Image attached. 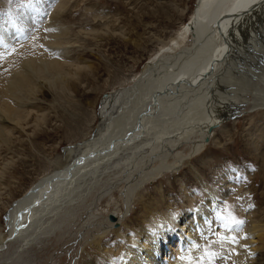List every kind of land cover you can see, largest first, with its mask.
Returning a JSON list of instances; mask_svg holds the SVG:
<instances>
[{
	"label": "rangeland",
	"instance_id": "rangeland-1",
	"mask_svg": "<svg viewBox=\"0 0 264 264\" xmlns=\"http://www.w3.org/2000/svg\"><path fill=\"white\" fill-rule=\"evenodd\" d=\"M196 1L0 0L2 235L9 229V207L40 177L54 171L59 165L54 162L77 157L108 125L110 132H117L134 108H150L151 97L161 89L160 77L166 74L162 70L167 69L147 61L179 27L190 25L188 19ZM255 12L224 28L229 70L247 82L255 81L264 66V14L257 16ZM189 32L184 35L186 47L195 38ZM35 42L64 63L62 77L54 78L47 72L32 74L29 79L33 87L16 90L9 80L14 71L25 69L24 54L37 55ZM15 47L20 48L18 55L15 51L11 54ZM221 74L212 79L199 104L203 124L192 122L193 126L185 124L183 129L170 132L163 129L155 133L157 137L142 135L139 139H145L137 147L124 145L93 165L92 172L70 187L67 201L44 215L39 222L43 228L25 244L22 238L15 240V235L4 242L0 263L85 264L89 260L90 264H106L95 250L99 245L113 248L118 242L122 252L144 226L151 230L154 218L157 227L166 216L181 225V213H193L208 203L211 229L214 233L217 230V238L224 235L223 218L244 221L232 226L231 235L237 239L231 245L241 241L244 251L250 247L244 242L250 225L262 224L261 243L253 244L259 247L245 252L242 258L245 264L264 259V109L249 110L245 95L234 93L233 87L224 90ZM9 88L17 93L10 95ZM191 99L181 103L169 100L179 105L173 109L178 112H172V121L181 118L187 105L193 103ZM227 107L236 112H228ZM214 115L222 122L208 135L202 125H212L209 118ZM170 124L166 129L175 123ZM210 192L215 199L205 203ZM112 210L121 212L113 220L109 215ZM127 225L132 231L127 232ZM159 258H154L156 264H161Z\"/></svg>",
	"mask_w": 264,
	"mask_h": 264
},
{
	"label": "bare ground",
	"instance_id": "bare-ground-1",
	"mask_svg": "<svg viewBox=\"0 0 264 264\" xmlns=\"http://www.w3.org/2000/svg\"><path fill=\"white\" fill-rule=\"evenodd\" d=\"M260 5H264V0H198L194 12L188 19L190 25L183 24L179 27L169 41L161 45L147 61L148 64H152V66L158 69L162 67H166L167 69L164 70L162 68V71H165L166 74L164 73L165 75L162 78L160 77L161 89L158 90L154 97H151L153 99L150 108H134L128 113L129 118L117 132H110V125L108 123L106 131L90 139V148L86 149V147L82 149L79 155L72 158L69 162H54V164H59L58 167L55 166L54 171L40 177L9 207L7 216L9 229L7 228L6 235L0 233V250L4 242L14 235L17 238L15 240L19 241L22 238L21 240H24L25 244L30 239V236L34 235L35 231L43 228L41 227L42 223L40 224L39 222L45 217L44 215L48 214L51 210L54 211V209L62 204V201L64 202V200L71 196L67 193L70 187L75 183L78 184L79 182L76 181L87 175L93 165H98L104 158L109 157L108 155H112L117 150L123 148L122 146L126 145L127 147L135 148L141 143L142 139H145L143 137H147L150 134H154L153 136L157 137L155 133L158 134L163 129L170 132L174 128L176 130L179 127L183 129V125L185 124L192 125L197 122L198 124H203L200 119L199 104H202L206 97L204 92L208 88V85L219 74L222 73L220 86L224 90H227L228 87H233L234 93L245 95L244 102L248 104L249 110L264 109V66L256 76L255 81H242L238 76L236 78L234 72L229 70L231 66L230 61L227 63L230 51L226 44L227 33L224 32L225 26L232 21H241V19L246 18L244 15L254 13V11H256L257 16H261L262 13L264 14V6L259 7ZM200 16L205 21L203 18L200 19ZM206 18H209V20ZM186 30H191L189 36L191 34L196 35L189 47L183 45ZM35 45L37 55L33 57L24 54L25 58L24 60L22 58V60L23 62L25 61V69L19 68L20 70L14 71L13 76L9 80V85L15 87L16 90L21 91L30 88L31 86L29 85H32V82H30L29 78H31L32 74L39 75L47 72L52 77L57 78L63 73L62 66L64 63L56 60V58H52L48 53L41 50L37 42H35ZM19 49V47H15L11 50V54L15 51L18 55ZM218 52L220 55H217ZM162 57L167 58L168 62L167 60H162ZM161 74L163 73L161 72ZM8 92L11 93L10 95L17 93L14 89L12 91V88H9ZM228 95L230 94L228 93ZM184 99H191L193 103L190 106L187 105V107L184 104L186 109L183 107L185 109L183 110L186 112L181 114L180 119L177 118V120L175 118L174 122L172 121L174 113L178 111H173V109L179 105L175 106L169 100H176V102L181 103ZM166 108H168L170 113L168 112L167 114ZM188 108L189 112L187 113ZM179 109L182 110V108ZM226 110L232 113L236 112L231 107H227ZM140 114L142 115L140 116ZM217 115L219 114L217 113ZM210 117V123L215 124L219 122L215 115ZM5 118L7 117L5 116ZM11 122L14 121L11 120ZM169 123H171L170 125L175 124L173 128L169 127L166 129L165 126ZM202 126H204L206 132L209 127L208 123ZM207 134H210L208 130ZM142 135L143 137L139 139ZM109 148L112 149L109 151ZM198 148L200 149V147ZM93 154H95L94 157L91 156ZM210 194L205 203L214 201L213 192H210ZM207 205H199L197 209L192 211L194 215L190 211L188 214L186 212V214L181 213L179 216L183 222L181 225L175 219L166 216L163 219V224L157 227L158 223L156 222L158 220L154 218L150 225L151 230L144 226L143 231L139 232L137 236V238H141L139 240L137 238L133 239V241L127 240L129 242H127L128 244L122 252L118 251V242L113 248L99 245L95 250L101 255L103 261L104 259L106 260V264H119L118 262L120 264H156L154 258L159 256V259L162 261L160 262L161 264H184L186 262L196 264L201 258L203 259V264H208V257L204 255L205 252L215 254L213 264H245L242 258L245 252L247 254L248 252H253L254 248L258 246H254L253 244L261 241L263 236L262 224L253 222L250 225L248 239L244 241L245 246L250 245V247L245 248L244 251L242 250L244 246L240 245L241 241L235 246L227 242H221L222 238L231 237L234 233V227L230 230L222 229V234L226 236L223 235V237H219L220 239L217 238V230L214 233V230L211 229L213 220L210 218L211 211L208 208L209 205ZM120 213V211L116 210L109 212V215L119 217ZM193 222L197 224L193 225ZM36 223L38 224L35 226ZM155 227L157 229L154 231ZM32 228L36 229L32 230ZM118 230L116 229L115 231ZM128 231L132 230L127 225ZM236 248H239V255L236 252V255L229 256L228 254L233 249L236 251ZM118 253H120L118 258L113 257ZM165 253V258H162L161 256ZM168 254L169 256H167ZM259 259H255L256 264L263 262V258L260 259L261 261ZM85 264H90V261L87 260Z\"/></svg>",
	"mask_w": 264,
	"mask_h": 264
},
{
	"label": "snow or ice",
	"instance_id": "snow-or-ice-1",
	"mask_svg": "<svg viewBox=\"0 0 264 264\" xmlns=\"http://www.w3.org/2000/svg\"><path fill=\"white\" fill-rule=\"evenodd\" d=\"M251 207V205H250ZM225 222L222 224V227H224L226 230H230L232 226H239L240 224H243V220H237L235 217H232L230 220L228 218H223ZM221 242H227L228 244H236L237 239L236 237H224L222 238ZM204 255L208 257V264H213V260L215 259L214 253L205 252ZM229 256L236 255L235 249L232 250L231 253L228 254ZM196 264H203V259L201 258L200 261L196 262Z\"/></svg>",
	"mask_w": 264,
	"mask_h": 264
},
{
	"label": "water",
	"instance_id": "water-1",
	"mask_svg": "<svg viewBox=\"0 0 264 264\" xmlns=\"http://www.w3.org/2000/svg\"><path fill=\"white\" fill-rule=\"evenodd\" d=\"M197 2V1H196ZM230 13H232V12H230ZM107 95V94H106ZM235 115H233V116H231V117H229L230 119L232 118V117H234ZM229 118H226V119H229ZM223 121H225V120H223ZM222 122V120H219V122L218 123H215V124H212V125H210L209 127H208V132H211L212 131V129L213 128H215V127H217L218 126V124L219 123H221ZM209 138H208V135H206L205 136V141H207ZM110 218L113 220L114 219V217H113V215H110Z\"/></svg>",
	"mask_w": 264,
	"mask_h": 264
}]
</instances>
